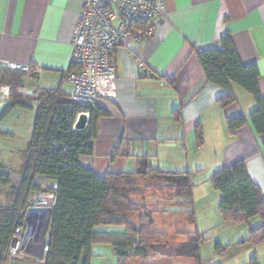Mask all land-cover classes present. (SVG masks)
<instances>
[{
  "label": "crops",
  "instance_id": "0c3cea01",
  "mask_svg": "<svg viewBox=\"0 0 264 264\" xmlns=\"http://www.w3.org/2000/svg\"><path fill=\"white\" fill-rule=\"evenodd\" d=\"M82 3L83 0H0V59L37 68L39 73L26 75L23 82L34 89H60L67 98L72 85L62 80V73L69 66L72 32ZM163 3L164 16L155 21L150 37L127 38L114 50L116 96L99 100L97 108L108 115L96 120L92 152L80 157V165L103 176L108 171L134 172L138 158H143L160 170H210L211 176L244 159L250 179L264 197L261 137L249 120L234 135L228 133L226 126L227 120L239 114L248 116L255 102L242 88L231 84L236 104L222 109L217 99L224 90L205 81L195 54L219 47L221 37L228 32L242 64L257 65L258 86L264 96V0H163ZM137 61L143 63L141 69ZM179 108L176 120L172 111ZM196 127L202 133L200 147L195 145ZM120 145L122 154L112 160ZM205 181L208 179L202 183ZM143 201L152 211H162L154 218L160 232L198 231L194 223L187 228L191 220L183 214V206L177 199L148 191ZM237 227L236 235L241 241L247 228ZM49 230L50 222L44 244ZM122 230L119 226L96 228L106 233ZM170 236L174 242L184 240L180 235ZM39 237L40 233L31 253L37 252ZM31 253L16 258L13 264L43 263L44 254L34 257ZM91 254L90 264H117L108 243H93ZM246 254L241 264H248L254 254L260 263L264 243ZM185 259L162 257L160 263L185 264ZM129 263L141 264L139 260Z\"/></svg>",
  "mask_w": 264,
  "mask_h": 264
},
{
  "label": "trees",
  "instance_id": "16d2710c",
  "mask_svg": "<svg viewBox=\"0 0 264 264\" xmlns=\"http://www.w3.org/2000/svg\"><path fill=\"white\" fill-rule=\"evenodd\" d=\"M195 54L205 81L224 90L217 99L222 109L236 104L231 84L251 95L255 108L248 116L239 114L227 120V131L234 135L249 120L262 139L264 153V96L258 86L257 65L242 64L228 32L221 37L219 47L195 51ZM25 76L20 72L0 71V82L14 87L9 103L0 111V120L15 106L31 108L28 103L35 106L32 133L16 197L10 203L0 204V264L12 235L15 218L24 207L29 192L43 187L34 183V176L48 180L50 185L57 184L46 242L48 250L42 264H90L91 245L97 242L112 246L117 264H129L132 258L139 259L141 264H157L145 262L151 255L190 258L196 264H202L199 249L207 240L203 233H182L179 235L184 237L183 241L166 244L164 234L156 231L153 225L151 212L133 201L137 198L143 200L148 191H153L163 193L167 199H177L181 205L191 208L195 173L160 170L145 159L138 158L134 172L108 171L103 176L94 174L91 169L81 166L79 159L91 154L93 143L90 140L95 139L96 120L107 116V112L96 107L85 130L70 131L62 121L66 113L60 108L66 97L60 89H37L36 95L21 94L17 88L23 86ZM54 110L60 112L58 123H52ZM172 112L177 120L180 108ZM195 140L197 146L202 144L200 127L195 129ZM53 142L65 144L67 149H52ZM121 154L120 145L115 149L112 160ZM0 181L3 186L10 184L9 177L4 174L0 176ZM208 181L220 194L218 212L221 219L233 225L243 224L247 228L246 237L238 244L248 243L253 248L263 244L264 197L250 179L245 160L216 171ZM141 210L144 212L139 217V228H135L129 218ZM186 213L192 219V211ZM255 218H258L257 224H254ZM100 226H119L123 230L114 233L96 231ZM215 249L217 254L222 253L218 241L215 242ZM248 264H259V261L253 255Z\"/></svg>",
  "mask_w": 264,
  "mask_h": 264
},
{
  "label": "built area",
  "instance_id": "2783aa9c",
  "mask_svg": "<svg viewBox=\"0 0 264 264\" xmlns=\"http://www.w3.org/2000/svg\"><path fill=\"white\" fill-rule=\"evenodd\" d=\"M164 13L163 0H83L72 32L69 66L62 73V80L72 85L69 96L60 108L66 113L62 121L70 131L85 130L99 100L116 96V72L112 61L116 47L130 37L141 40L150 37L155 21ZM137 65L140 69L143 67L141 61H137ZM1 70L26 75L39 73L37 68L28 64L0 59ZM13 88V85L0 82V111L9 103ZM17 91L22 93L25 88L19 87ZM30 94L36 95L37 89L33 88ZM59 114L54 110L52 123L59 122ZM80 116L85 117V124L82 129H77ZM51 148L64 151L67 145L53 142ZM56 189L57 184L52 183L49 187L43 186L29 192L24 207L15 218L1 264H13L16 258L34 251L35 237L42 230L45 214L31 210L52 211ZM47 250L48 246L44 244L42 254Z\"/></svg>",
  "mask_w": 264,
  "mask_h": 264
},
{
  "label": "rangeland",
  "instance_id": "374dc122",
  "mask_svg": "<svg viewBox=\"0 0 264 264\" xmlns=\"http://www.w3.org/2000/svg\"><path fill=\"white\" fill-rule=\"evenodd\" d=\"M25 88V93L28 94L33 89L28 82H23ZM20 92V91H18ZM245 92V91H243ZM247 94V93H245ZM250 96L251 95H247ZM29 107L15 106L8 114L0 120V176L2 174L9 177L10 184L8 186L1 185L0 181V204L10 203L16 197V193L19 187V182L22 177L23 162L25 160L26 150L29 144V140L32 133V124L35 115V106L33 103L27 104ZM195 140V137H194ZM195 145L196 140H195ZM202 145V144H201ZM200 145V146H201ZM198 146V147H200ZM189 158H192V152L189 150ZM210 170H200L198 172H193V182L194 185L198 186L195 190H192L191 208L186 205H182L183 214L192 211L191 222L187 223V228L191 227V223H194L197 227L199 233H203V236L207 239L199 249V257L202 264H241L244 257H246V252H252L253 246L250 244L239 245V236L236 235L239 231L237 226H245L243 224L233 225L224 222L218 212V204L220 201V194L213 189L209 181H204L208 179L211 173ZM34 183L38 186H49L50 182L40 176H34ZM207 188V189H206ZM219 196V197H218ZM218 197V198H217ZM140 203V206L144 210L151 212V219L156 231H159L158 223L155 222L154 218H157L156 214H163L162 211L154 212L152 208H148L146 203L140 199H133ZM144 210H141L135 216L129 218V222L134 225L135 228H139V217L143 215ZM258 221V218L254 219ZM164 221V220H163ZM244 228V227H242ZM163 233V232H161ZM165 243L171 244L174 242V238L170 235H179V233L165 234ZM246 237V236H245ZM244 237V238H245ZM243 238V239H244ZM242 239V240H243ZM174 240V241H173ZM218 241L222 247V253L217 254L215 249V242ZM258 261L259 258L257 254H254ZM151 259H156L152 262L160 264L161 256L151 255ZM168 258V257H165ZM259 264H264V256L261 258ZM131 260H139L137 258H132ZM130 262V261H129ZM139 262H141L139 260ZM185 264H196L193 259L186 258ZM130 264V263H129ZM165 264H167L165 262Z\"/></svg>",
  "mask_w": 264,
  "mask_h": 264
},
{
  "label": "water",
  "instance_id": "95a60500",
  "mask_svg": "<svg viewBox=\"0 0 264 264\" xmlns=\"http://www.w3.org/2000/svg\"><path fill=\"white\" fill-rule=\"evenodd\" d=\"M85 124V117L84 116H80L77 124H76V128L77 129H82L84 127ZM32 212H36V213H44L45 214V222L44 225L42 227V230L40 232V237H39V246L37 247V252L36 253H31L32 256L34 257H40L41 256V252H42V247L44 244V237L48 228V223L50 222V218H51V211L50 210H31ZM29 212V213H32ZM29 254V253H26Z\"/></svg>",
  "mask_w": 264,
  "mask_h": 264
}]
</instances>
